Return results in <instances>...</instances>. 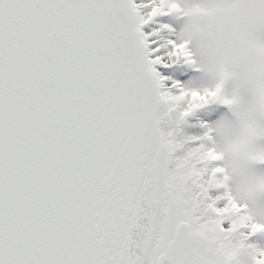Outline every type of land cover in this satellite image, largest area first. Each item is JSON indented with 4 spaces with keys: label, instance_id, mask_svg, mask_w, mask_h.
<instances>
[{
    "label": "snow or ice",
    "instance_id": "snow-or-ice-1",
    "mask_svg": "<svg viewBox=\"0 0 264 264\" xmlns=\"http://www.w3.org/2000/svg\"><path fill=\"white\" fill-rule=\"evenodd\" d=\"M0 264H264V0H0Z\"/></svg>",
    "mask_w": 264,
    "mask_h": 264
}]
</instances>
